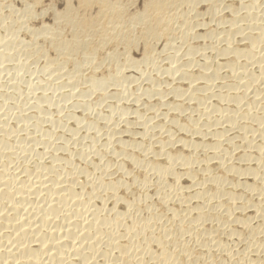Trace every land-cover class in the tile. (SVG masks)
<instances>
[{
    "label": "bare ground",
    "instance_id": "6f19581e",
    "mask_svg": "<svg viewBox=\"0 0 264 264\" xmlns=\"http://www.w3.org/2000/svg\"><path fill=\"white\" fill-rule=\"evenodd\" d=\"M123 2L0 0V264H264V0Z\"/></svg>",
    "mask_w": 264,
    "mask_h": 264
},
{
    "label": "rangeland",
    "instance_id": "374dc122",
    "mask_svg": "<svg viewBox=\"0 0 264 264\" xmlns=\"http://www.w3.org/2000/svg\"><path fill=\"white\" fill-rule=\"evenodd\" d=\"M123 1H124V2H123L124 4H125V3H126V4H127V3L129 4V5H128V4H127V5L125 4V5H126L127 9H128V8H131V10H128V13H130V11H132V12H131L132 14H133V13H136V11L138 12V11H140L141 9H143L142 6H144V2H145V0H137L138 2L135 1V0H130V1H128V0H126V1L123 0ZM134 1H135V3H134ZM227 1H228V2H227ZM131 2H132V3H131ZM229 2L231 3V0H226V3H227V4H229ZM130 4H131V5L133 4V5L131 6ZM203 4H204V3H203ZM203 4H201L202 6L200 7V9L202 8V9H201L202 11H203V9H204L203 6L205 7V4H204V5H203ZM45 7H46V6L43 7V11H44V10H45V11L50 10V8L48 9V7H46V8H45ZM61 7H62V6L57 5L56 9H58V10L60 9V10H61V9L63 8V7H62V8H61ZM205 8H206V7H205ZM204 10H205V9H204ZM43 11H41V10L38 11V14H40V15H39L40 18L38 17L39 19L37 20V22H40V21H43V22H44V20H45L46 23L49 24V22H50V24H51L52 22H51V20L49 19V17H51L53 14H52V13H50V14L48 13V14L44 15V13H42ZM40 12H41V13H40ZM131 13H130V14H131ZM42 14H43V15H42ZM41 15H42V16H41ZM47 15H48V16H47ZM47 17H48V19H47ZM204 17H205V16H204ZM204 17H203V20H206L207 18L209 19V17H205L206 19H205ZM41 18H42V20H40ZM43 18H44V19H43ZM51 19H52V17H51ZM208 19L206 20L207 22L209 21ZM49 20H50V21H49ZM52 21H53V20H52ZM36 26L39 27V23H38V24L36 23ZM38 27H36V28H38ZM200 39L202 40V38H200ZM200 39H198V40L196 39L197 41H195V42H197V44H198V43H199V44H200V43H201V44H204V43H205V44H208V41H209V43H210V41H212L211 39L209 40V39L203 38L205 41L202 40V41H203V42H202V41H200ZM133 55H134L133 57H135V58L137 57L138 59H140V57H141V55H140V57H138L139 54H137V55H136V54H133ZM20 58H21V57H20ZM22 59H23V58H22ZM17 63H18V62L16 61V62H13L12 64L17 65ZM166 63H167V62L162 63V65H164V64H166ZM12 64H11V65H12ZM14 65H12V66H13V68L16 69V70H13V73L16 72V75H18L19 73H20V74H23V73H24V75H22V76H25V75L27 74V72L25 73L24 69H20V72H17V71H19V69L17 70V68L14 67ZM12 66H11V67H12ZM150 67H151V68H150ZM150 67L147 68V70H146L147 72L145 71L146 74H145V72H144L143 75H145V76H143V75H141V76H140V75H139V76L136 75V76H138V78H137L138 80H137L136 78H135V79H136L138 82H135V79H134V80L131 82L132 84L130 83V85H133V86L128 87L130 90L135 91V90H137V88L139 89V87H140V89H141V90H139V93H140V92L142 91V88H143V89L145 88L144 85H146V84L149 82V81L147 80V79H149L148 77L151 76V75H149V74H152V73H154L155 75L158 74V71H157L153 66L150 65ZM152 68L155 69V70H154L155 72H156V71H157V72L155 73V72L152 70ZM22 70H23V71H22ZM148 70H149L150 73L148 72ZM21 72H22V73H21ZM151 72H152V73H151ZM148 73H149V74H148ZM20 74H19V76H21ZM147 74H148L149 76H148ZM154 74H153V75H154ZM27 75H28V74H27ZM27 75H26V76H27ZM153 75H152V76H153ZM155 75H154V76H155ZM136 76H135V77H136ZM162 76H163V75H162ZM165 76H166V77H165ZM167 76H168V75L165 74V75H164L163 77H161V78H162L163 80H166V79H167ZM141 77H144L145 79L147 78V79H146L147 81H146L144 78H143V79H144V80H143ZM141 80H142V81H141ZM139 81H140L141 83H140ZM143 81H144V82H143ZM134 82H135V83H134ZM146 82H147V83H146ZM136 83L138 84V87H137V84H136ZM143 83H144V84H143ZM140 84L142 85V87H141ZM134 85H135V86H134ZM128 86H129V85H128ZM136 87H137V88H136ZM132 88H134V89H132ZM118 89L121 90L119 87H118V88H117V87L112 88L113 91H114V90H118ZM129 89H127V90L130 91ZM94 98H95V99H94ZM92 99H93V100H92ZM92 99H91V101H92V103H93V106H94V104H95V106H94L95 109H94V107L92 106V108H91V109H92L91 112L93 113L94 116H95V114H96V117H98V115H97L98 113H96L97 111H101V112H105V113H107L108 110H107L106 106L98 105V106H101V107H100L101 110L96 109V107H98V106L96 105V103H95L96 97L93 96ZM124 99H125V100H124ZM124 99H123V102L121 101V103H122L121 105L124 106V102H125V101H126V102H125V106L130 107V106H133V105H134V102H131V100H130V102L133 103L132 105H131V103H127V101H129L128 97H127V98H124ZM127 99H128V100H127ZM131 99H132V98H131ZM126 103H127V104H126ZM99 104H100V103H99ZM128 104H129V105H128ZM98 108H99V107H98ZM103 108H105L106 110L103 109ZM130 108H131V107H130ZM132 108H133V107H132ZM133 109H134V108H133ZM94 110H96V112H94ZM104 110H105V111H104ZM131 110H132V109H131ZM131 110H130V111H131ZM31 112H33V111H31ZM94 113H95V114H94ZM115 114H116V113H115ZM63 115H65V114H63ZM150 116H151V115L148 114V117H150ZM106 120H107V119H106ZM108 121H109V120H108ZM103 122H104V121H103ZM104 123H107V121H105Z\"/></svg>",
    "mask_w": 264,
    "mask_h": 264
}]
</instances>
